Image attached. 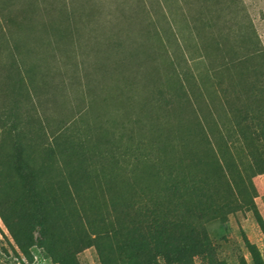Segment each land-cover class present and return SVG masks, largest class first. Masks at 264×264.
<instances>
[{"label": "rangeland", "instance_id": "1", "mask_svg": "<svg viewBox=\"0 0 264 264\" xmlns=\"http://www.w3.org/2000/svg\"><path fill=\"white\" fill-rule=\"evenodd\" d=\"M0 7L20 11L21 29L7 61L15 56L26 69L35 63L40 114L55 122L75 121L105 143L114 137L149 138L150 126H162L173 140L174 164L194 149V166L181 173V193L155 176L143 180L157 201L164 199L163 206L205 230L209 253L192 264H253L244 236L264 259V236L251 207L264 219V174L253 166L235 126L243 122L236 91L247 76L245 67L264 63L254 54L264 51V0H0ZM212 115L230 127L213 141L200 128ZM128 122L126 136H114L117 126ZM187 132L195 133L193 143L180 144ZM128 169L155 174L145 164L112 174L108 180L127 200L136 186ZM86 197L89 215L109 208L108 196L99 202ZM59 212L62 223L75 222L80 230L62 232L61 240L72 243L78 233L95 238L85 222H76L72 205L63 204ZM32 255L29 263L0 217V264H55L38 247ZM77 260L101 264L95 247Z\"/></svg>", "mask_w": 264, "mask_h": 264}, {"label": "trees", "instance_id": "2", "mask_svg": "<svg viewBox=\"0 0 264 264\" xmlns=\"http://www.w3.org/2000/svg\"><path fill=\"white\" fill-rule=\"evenodd\" d=\"M20 18V11L0 7V217L24 258L33 263L34 247L55 264H79L77 255L90 247L96 248L101 264H192L195 257L208 254L205 230L163 206L164 199L157 201L154 189L143 183L144 178L155 176L171 191L181 193V173L194 166V149L188 158L174 164L173 140L162 126H150L149 138L114 137L105 143L86 129L81 131L75 121L55 122L40 114L35 63L26 69L15 56L7 61L10 42L19 36ZM254 54L264 62V51ZM245 68L247 76L243 74L241 89L236 91L242 101L238 120L244 128L236 121V133L253 156L255 169L264 174V63ZM205 121L200 123L201 131L211 133L212 141L222 131H230L226 122L219 123L213 115ZM131 125H118L114 136H126ZM155 131L158 135H151ZM194 137L195 133L187 132L188 139L180 144H192ZM223 159L230 170L231 164ZM121 163L155 169L153 176L128 169V178L136 183L133 198L128 200L118 197L108 180L112 174L124 173ZM171 168L177 169L175 173H167ZM87 194L95 202L108 196L110 209L89 215L84 205L89 201ZM63 204L76 209V222L87 224L95 234L93 240H86L81 233L72 243L61 240L64 231H80L75 222H61L59 208ZM251 207L264 236V219L254 205ZM244 243L252 263L264 264L258 247L245 236Z\"/></svg>", "mask_w": 264, "mask_h": 264}]
</instances>
